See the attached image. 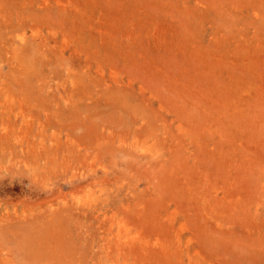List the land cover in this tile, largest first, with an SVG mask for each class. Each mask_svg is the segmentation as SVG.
Here are the masks:
<instances>
[{
    "label": "rangeland",
    "instance_id": "1",
    "mask_svg": "<svg viewBox=\"0 0 264 264\" xmlns=\"http://www.w3.org/2000/svg\"><path fill=\"white\" fill-rule=\"evenodd\" d=\"M0 21V264H264V0Z\"/></svg>",
    "mask_w": 264,
    "mask_h": 264
},
{
    "label": "bare ground",
    "instance_id": "2",
    "mask_svg": "<svg viewBox=\"0 0 264 264\" xmlns=\"http://www.w3.org/2000/svg\"><path fill=\"white\" fill-rule=\"evenodd\" d=\"M4 14H5V13H4V11H3V12H2V15H4ZM5 16H6V15H5ZM3 20H4V19H3ZM1 21H2V20H1ZM1 21H0V22H1ZM3 22H4V21H3ZM63 44H64V43H63ZM3 133H6V132L4 131ZM22 147H23V146H21V148H22ZM22 150L24 151V154H23V155H25V153H26L25 148H23ZM31 150H32V149L30 148V146H28V149H27V156L30 154ZM23 151H22V152H23ZM32 153L36 154V151H33V150H32ZM37 154H38V153H37ZM2 182H4V180H3ZM0 183H1V182H0ZM0 185H1V184H0ZM4 185H5V183H4ZM2 186H3V184H2ZM0 189H1V188H0ZM5 189H6V188H5ZM0 194H1V192H0ZM0 219H1V218H0ZM122 233H123V232H121V230H119V232H118L119 238H122V237H124V236L127 237L128 234H127V235H126V234L124 235V234H122ZM129 236H130V235H129ZM127 240H128V239H127ZM128 241H129V240H128ZM131 242H132V241H131ZM124 243H125V242H124Z\"/></svg>",
    "mask_w": 264,
    "mask_h": 264
}]
</instances>
